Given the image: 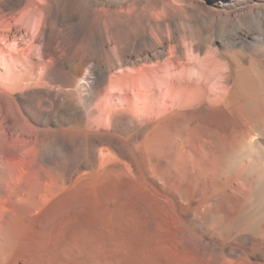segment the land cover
Returning <instances> with one entry per match:
<instances>
[{
  "label": "bare ground",
  "instance_id": "6f19581e",
  "mask_svg": "<svg viewBox=\"0 0 264 264\" xmlns=\"http://www.w3.org/2000/svg\"><path fill=\"white\" fill-rule=\"evenodd\" d=\"M0 264H264V0H0Z\"/></svg>",
  "mask_w": 264,
  "mask_h": 264
}]
</instances>
